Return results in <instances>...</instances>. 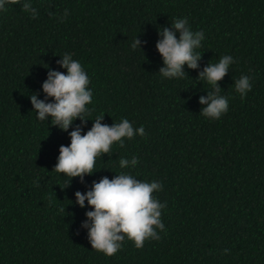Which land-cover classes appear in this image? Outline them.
I'll return each mask as SVG.
<instances>
[{
    "label": "trees",
    "instance_id": "obj_1",
    "mask_svg": "<svg viewBox=\"0 0 264 264\" xmlns=\"http://www.w3.org/2000/svg\"><path fill=\"white\" fill-rule=\"evenodd\" d=\"M25 2L37 10L35 19L22 9ZM5 7L0 264H264V0H20ZM178 18L204 33L195 50L202 59L198 69L185 65L183 78H167L156 45L160 30ZM66 53L80 62L93 93L86 126L77 119L67 132L51 116L39 120L30 100L34 93L46 98L50 69L67 74L57 63ZM225 55L234 59L219 82L229 109L211 119L199 100L213 89L198 77ZM245 75L252 91L241 99L234 84ZM101 114L109 126L123 119L143 126L145 136L123 138L124 147L114 142L84 183L53 171L69 133L81 125L86 134ZM132 157L135 167H120V158ZM122 173L163 184L153 196L167 204L165 228L142 249L125 236L107 256L92 248L82 225L94 209L87 201L81 208L75 193Z\"/></svg>",
    "mask_w": 264,
    "mask_h": 264
},
{
    "label": "clouds",
    "instance_id": "obj_2",
    "mask_svg": "<svg viewBox=\"0 0 264 264\" xmlns=\"http://www.w3.org/2000/svg\"><path fill=\"white\" fill-rule=\"evenodd\" d=\"M18 3L20 0H0V10L7 11L6 4ZM22 9L29 12L33 19L38 16L37 10L30 3H23ZM67 14L65 10V16ZM159 34L162 38L157 42L156 47L165 65L159 70L162 76L183 78L187 74L184 71L185 65L190 69L199 68L202 55L195 50L201 47L204 33L192 31L187 18L176 19L172 22L171 28L164 27ZM140 44L141 41L137 38L132 48L135 50ZM57 63L67 69V74L50 69L47 80L42 85L46 98L38 99V94L34 93L30 100L39 120L47 121L51 116L52 125L67 132L77 119L86 126L88 119L84 118V114L89 112L86 105L92 103L93 93L88 88L90 80L80 62L66 53ZM233 63V57L225 55L218 63H210L199 73L198 78L201 81L206 80L213 89L208 92L207 97H200V104L206 105L200 112L203 116L220 119L227 113L228 98L220 94L219 82L229 73V66ZM251 79L245 75L235 80V90L240 94L241 99L252 91ZM47 98H53V102H48ZM104 118L103 114L98 116L86 134H82L81 125H77L75 130L69 133L71 143L68 146H60V155L53 171L63 173L71 180L79 177L81 183H84L86 175H93L96 172L94 171L96 158L102 153L109 154L114 142H119V146L124 147L123 138L132 139L137 134L145 136L144 127L134 129L128 119L109 126L102 123ZM138 163L137 157H132L131 160L125 158L119 160L121 168L135 167ZM34 183L39 185L38 180ZM162 190L163 184L160 182H142L130 174L122 173L113 179L105 176L99 182L93 181L91 189L86 193L77 191L76 203L81 208H85L87 201V206L94 209L87 211L88 220L82 225L89 230L88 239L92 248L107 256H113L122 248L125 236L134 241L137 249L143 248L145 240H159L161 237L157 229L165 228L161 215L162 209L166 208L167 204L160 203L153 193ZM64 211L63 208L60 209V212ZM225 252L227 253L228 250L225 249Z\"/></svg>",
    "mask_w": 264,
    "mask_h": 264
}]
</instances>
